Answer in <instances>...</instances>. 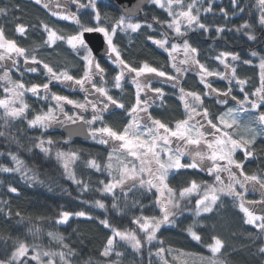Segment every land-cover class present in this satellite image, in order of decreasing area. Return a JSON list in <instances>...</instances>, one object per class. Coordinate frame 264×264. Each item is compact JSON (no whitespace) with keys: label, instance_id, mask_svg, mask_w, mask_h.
Wrapping results in <instances>:
<instances>
[{"label":"snow or ice","instance_id":"6c2138e0","mask_svg":"<svg viewBox=\"0 0 264 264\" xmlns=\"http://www.w3.org/2000/svg\"><path fill=\"white\" fill-rule=\"evenodd\" d=\"M32 2L47 9L53 17L72 22L76 30L64 35L48 23L38 21L36 25L16 23L15 32L26 37L29 29L40 31L44 36L43 46L48 48L57 42L65 43L78 57L83 74L76 77L71 74V69L56 70L38 57L37 50L42 48L41 45L25 48L17 39L8 38L4 27H0V120L3 121L0 137L9 136L11 124L22 121L28 130H40L43 135L54 127L63 128L68 137L65 144L73 136L86 135L95 143L111 149L104 163L89 159L87 167L106 173L105 179L98 181L95 191L104 198H111L110 211L128 219L129 226H114L113 218L107 215L99 219V225L111 235L107 236L98 259L89 258L82 264H118L113 257L126 256L127 249L133 255H142L146 245L155 247L154 242L158 241L162 230L178 226L187 218L186 213L192 220L184 229L186 237L203 243L204 238L199 234L203 231L200 221L207 218L206 214L214 213L225 199H231L238 207L243 214V224L256 230V241L260 244L256 254L264 256V171L249 174L245 163L255 156L258 137L264 138V111L261 110L264 109V47L250 51V58L242 61L239 53L220 51L212 59L223 70H212L207 63L201 62L200 49L193 46L189 37V32L210 34L213 29L218 36L243 31L248 41L259 44L261 36L255 33L259 30L264 34V0H255L247 6L242 0H230L234 16L243 19L246 11L249 14V19H243V23L233 28L214 21L203 22V17L216 14L214 0H190L188 3L185 0H135L124 7L118 17L103 12L100 0H55V9L53 0ZM146 3L167 13L165 21L152 17L155 24L166 29L159 33L162 38L150 34L146 39L167 54L171 72L155 67L147 60L134 66L125 59L114 39L118 33L136 34L143 28L155 33L154 23L140 18ZM8 12L9 9L0 7V16L6 17ZM219 14L228 17L224 7L219 8ZM95 34H102V40ZM254 60L258 61L255 66L259 68V85L249 92L246 90L249 81L240 78L235 64L253 65ZM109 70L115 72L112 80L107 79ZM189 72L198 78L202 91H191L182 86V78ZM41 73L43 83L24 79L29 74L39 76ZM213 78L226 81L227 86L224 89L214 87ZM125 83L134 89L131 107L110 94L108 87L111 84L112 88L122 89ZM157 83L174 90L183 108L182 118L165 122L153 116V108L167 98L164 87L153 86ZM53 87L78 90L83 93V100L60 95L52 91ZM239 94L242 99H238ZM31 97L43 105L35 113L27 102ZM206 98H213L226 110L219 115L212 113L205 106ZM230 104L235 106L229 107ZM125 108L129 119L122 127L105 122L106 116L114 110ZM43 135L33 147L51 157L56 142L51 137L44 139ZM240 154L243 159H237ZM7 156L13 166L0 164V172L19 173L30 186L42 183L17 153L9 151ZM55 159L60 162L66 179L76 185L81 194H87L89 182L77 179L75 171L80 154L75 150L58 149ZM182 170H197L214 179L212 183L193 179L184 187H172L170 181ZM6 191L19 194V188L12 183L7 184ZM248 194H258L259 199L249 200L246 198ZM150 196L154 199L145 205L143 201L149 200ZM8 203L7 200L0 201V213L11 218L10 210L4 212ZM94 203L98 209L109 210L103 198ZM149 208L158 215H145ZM128 213L133 214L128 216ZM15 217L25 222L19 211ZM71 217L96 219L83 210L75 213L61 211L55 223L66 224ZM29 232L34 239L40 235V229L36 227L29 228ZM47 236L56 242L59 250H44L40 244H29L26 238H17L7 250V258L0 257V264H73L78 259L80 254L63 235L50 231ZM158 243L161 246L154 253L149 252L150 264L153 256L159 257L162 264H177L179 257H187L183 264L190 261L191 264H228L227 245L219 235H212L206 244L209 256H188L165 248L163 240ZM121 246L126 247L125 252L116 250ZM174 251L176 254L172 255ZM168 256H172L171 262Z\"/></svg>","mask_w":264,"mask_h":264},{"label":"trees","instance_id":"16d2710c","mask_svg":"<svg viewBox=\"0 0 264 264\" xmlns=\"http://www.w3.org/2000/svg\"><path fill=\"white\" fill-rule=\"evenodd\" d=\"M190 0H185V3ZM101 3V2H100ZM255 3V0H242L243 5H250ZM215 15L209 14L203 17V22H216L217 24L226 25L228 28L243 23V19H249V14L246 11L244 18L233 15V10L230 5V0H214ZM17 6H19L17 8ZM102 11L106 12L110 17L120 15L116 7L107 2H102ZM0 7L9 9L8 15L0 16V27H4L8 38L17 39V42L28 49L36 48L41 45L42 48L37 50L38 57L45 62L49 63L56 70L62 68L71 69L76 77L83 74L82 64L79 62L78 57L73 53L65 43L57 42V45L48 48L43 46L44 36L40 31H33L29 29V34L26 37L16 36L15 25L16 23H25L36 25L38 21H44L51 27L55 28L58 32L69 35L76 30V25L69 21H62L50 15L45 9L40 6L34 5L32 0H0ZM224 7L228 11V17L224 18L219 14V8ZM254 11V9H253ZM258 14V13H257ZM157 17L160 21L168 19L167 13L155 7L148 5L140 18L153 22L152 17ZM16 17H21L17 20ZM154 23V22H153ZM258 29V26H255ZM155 33L152 30L143 28L136 34L118 33L114 38L116 43L120 46L125 59L136 66L140 61L147 60L153 66L158 67L164 71L171 72L167 54L163 50L158 49L155 45L147 41V36L155 34L156 38L160 32L166 31L160 25L154 23ZM261 36L259 44L247 40L243 31L225 32L218 36L215 30L209 33H201L200 31L189 32L190 42L193 46L200 49V60L202 63H207L212 70L222 71V66L214 61L212 57L217 55L220 51H231L239 53L241 61L249 59V53L252 50H258L264 47V34L259 30L255 33ZM171 35V33H169ZM182 42V41H180ZM104 63L103 61H101ZM235 63V62H234ZM258 61L254 60L253 65H245L242 62L236 63L238 67V75L242 79H247L249 84L246 90L251 92L256 86L259 85V68L255 65ZM115 72L109 70L108 80H112ZM26 81L43 83V73L29 74L24 77ZM214 79V87L224 89L227 86L226 81H220L218 78ZM182 86L191 91H202V86L199 84L198 78L194 73L189 72L182 78ZM154 87H164L167 98L163 104H159L153 108L152 114L154 117L159 118L165 122H174L182 118L183 108L176 98L174 90L167 85L159 83L154 84ZM108 87H112L111 84ZM52 91H65L61 87H53ZM238 92V89L236 90ZM57 92V93H59ZM133 89L125 83L122 89H111L112 94L117 99H122L128 107L134 102ZM60 95H65L64 92ZM242 94L238 95V99H242ZM33 113L42 108V102L31 97L27 101ZM205 106L209 108L212 113L219 115L224 108L217 105L213 98H206ZM46 110V109H45ZM127 108L120 110L117 109L106 116L105 122L115 127H122L127 123L128 117L125 115ZM264 111V109H261ZM1 115V113H0ZM29 119L31 116L28 117ZM3 121L0 120V126ZM11 131L9 136L0 137V164L13 166L10 157L7 156L9 151L17 153L20 158L25 162L26 167L31 169L42 183L29 185L24 182L19 173L5 174L0 172V201L7 200L8 206L4 208V212L11 211L12 217L9 218L3 213H0V257L7 258V250L11 247L13 241L17 238L27 239L29 244L37 243L43 246L46 250H59L55 241L51 240L48 232H54L63 235L66 242L76 249L80 254L73 264H82L83 260L98 259L99 251L102 249L104 242L108 235H111L109 230L99 225L98 220L109 216L112 219L113 225L120 228H127L129 226L128 219H122L116 216L114 212L110 211L111 198L102 197L95 190L98 187V181L105 179L106 174L98 173L94 169L87 167L89 159H97L98 162L104 163L108 156L109 150L105 146L99 145L91 140H67L59 130H47L46 135H43L40 130H28L26 123L16 121L11 124ZM0 130H3L0 127ZM43 135L44 139L51 137L55 142L53 148V155L46 157L40 153L39 149L33 147L38 138ZM75 150L80 154V159L75 165L77 179H83L89 182L90 191L87 194H81L79 188L67 180L60 162L55 159L56 150ZM255 156L246 162V171H260L264 165V139L259 138L255 144ZM238 159L243 157L238 155ZM251 173V172H248ZM197 182L212 183L213 178L209 177L204 172L197 170H182L175 176L170 184L174 188H180L187 185L191 180ZM8 183L19 188V194H9L6 191ZM104 199L109 210L98 209L95 207V200ZM154 197H149V200H144L145 205L149 204L150 200ZM2 206V204H0ZM86 211L96 219L89 220L87 218L71 217L66 224H56L59 213L61 211L77 212ZM19 211L25 218V222H21L19 218L15 217V213ZM133 213H128L131 216ZM136 214H139L138 212ZM145 215H158V212L149 208ZM186 219L176 227H170L169 230H162L158 235V241H164L165 248H172L188 254L198 256H208L209 252L206 244L210 242L212 235H219L226 242L225 255L227 256L228 264H264V256L256 254V249L260 244L256 241V230L252 226L244 225L242 221L243 214L239 212L231 199H225L221 202L214 213L206 214L207 218L200 221L203 228L199 234L204 238L203 243L192 241L190 237H186L184 229L192 222L190 214H185ZM31 221L32 223H28ZM37 221H42L37 223ZM39 228L40 235L34 239L29 232V228ZM11 239H8V238ZM7 241V242H6ZM154 242L155 247L144 248L142 255H133L130 249H127V255L122 258L113 259L118 260V264H150L149 252H155L156 248L161 245ZM120 252H125L126 247L121 246L116 249ZM151 264H162L159 257H151Z\"/></svg>","mask_w":264,"mask_h":264},{"label":"flooded vegetation","instance_id":"af4514ba","mask_svg":"<svg viewBox=\"0 0 264 264\" xmlns=\"http://www.w3.org/2000/svg\"><path fill=\"white\" fill-rule=\"evenodd\" d=\"M107 2L106 0H100V2L102 3V2ZM146 8V7H145ZM144 8V9H145ZM53 9H55V0H53ZM72 10L73 11H75L76 9H75V6H73L72 7ZM143 12H144V10H143ZM16 36H19V34H17L16 33ZM128 84V83H127ZM128 86H130L129 84H128ZM123 87H125V85L123 86ZM110 89H112V87H109ZM113 89H115V88H113ZM133 89V88H132ZM57 92H59V91H57ZM62 92H64L65 93V95H69L70 96V98H72V99H78V100H83V93H79L78 92V90H65V91H60L58 94H60V93H62ZM132 96H133V100H134V89H133V93H132ZM33 98H35V97H33ZM36 99V98H35ZM69 107H71V106H69ZM131 107V106H130ZM115 111V110H114ZM125 115L128 117V115H127V110L125 111ZM128 119H129V117H128ZM60 128L61 127H59V126H57V127H54V128H52V129H49V130H53V129H56V130H59L60 131ZM259 139V138H258ZM241 156H242V154H241ZM243 157V156H242ZM238 159V158H237ZM243 159V158H242ZM251 159V158H250ZM246 162H248V161H246ZM245 162V163H246ZM260 171H264V165H263V168L260 170ZM247 172H251V173H249V174H252V173H255V172H259V171H254V169H252L251 171H247ZM246 198L247 199H249V200H251V199H259V196H258V194H248L247 196H246Z\"/></svg>","mask_w":264,"mask_h":264},{"label":"water","instance_id":"95a60500","mask_svg":"<svg viewBox=\"0 0 264 264\" xmlns=\"http://www.w3.org/2000/svg\"><path fill=\"white\" fill-rule=\"evenodd\" d=\"M109 3H111L112 5L116 6L117 8L120 9V11L124 8V7H128L130 6L132 3L135 2V0H106ZM147 4V3H146ZM145 4V5H146ZM142 13V12H141ZM140 13V14H141ZM96 37L100 40H102V34H95ZM102 55V53H101ZM60 132L63 136H65L67 139V133L65 132V130L63 128H60ZM70 140H90V138L88 136H73Z\"/></svg>","mask_w":264,"mask_h":264},{"label":"rangeland","instance_id":"374dc122","mask_svg":"<svg viewBox=\"0 0 264 264\" xmlns=\"http://www.w3.org/2000/svg\"><path fill=\"white\" fill-rule=\"evenodd\" d=\"M152 5V4H151ZM48 13H49V11L47 10V9H45ZM55 18H57V17H55ZM235 105L234 104H230L229 105V107H234ZM226 109L224 108V110L223 111H225ZM222 111V112H223ZM1 113V115H2V112H0ZM99 126V125H98ZM259 138V137H258ZM264 139V138H263ZM94 142V141H93ZM111 149H109V151H110ZM237 158H239V156H237ZM106 174V173H105ZM214 179V178H213ZM259 196V195H258ZM193 204H194V200H193ZM188 214V213H187ZM44 250H46V249H44ZM209 252V251H208ZM176 254V252L174 251L173 253H172V255H175ZM186 254H188V253H186ZM209 255H210V253H209ZM208 255V256H209ZM188 256H198V255H194V254H188ZM185 259H187V257H179L178 258V261H177V264H183V261L185 260ZM168 260L171 262V260H172V256H168ZM189 264H191V261L189 262Z\"/></svg>","mask_w":264,"mask_h":264}]
</instances>
